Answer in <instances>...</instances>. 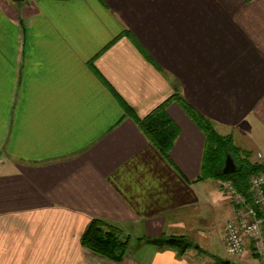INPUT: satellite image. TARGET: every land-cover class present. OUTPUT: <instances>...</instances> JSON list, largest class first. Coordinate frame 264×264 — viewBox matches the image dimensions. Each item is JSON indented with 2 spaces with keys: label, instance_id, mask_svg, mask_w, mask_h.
<instances>
[{
  "label": "crops",
  "instance_id": "obj_1",
  "mask_svg": "<svg viewBox=\"0 0 264 264\" xmlns=\"http://www.w3.org/2000/svg\"><path fill=\"white\" fill-rule=\"evenodd\" d=\"M176 87L264 162V0H0V264L229 259L213 239L235 207L198 180L206 134ZM166 101L168 157L138 122ZM94 218L193 245L138 242L117 262L83 246Z\"/></svg>",
  "mask_w": 264,
  "mask_h": 264
},
{
  "label": "trees",
  "instance_id": "obj_2",
  "mask_svg": "<svg viewBox=\"0 0 264 264\" xmlns=\"http://www.w3.org/2000/svg\"><path fill=\"white\" fill-rule=\"evenodd\" d=\"M175 89L174 97L186 108L189 115L206 134L201 174L198 180L216 178L222 182L231 181L238 191L248 195L251 200V178L264 173V162L253 161L251 151L236 146L231 135L221 134L209 118L186 104L177 91V87ZM168 103L169 101L162 103L147 116L138 120L146 137L166 157H168L180 134L178 125L168 113ZM227 155H231L237 164L236 170L232 173H224L223 171ZM171 238L184 240L187 247L193 245L184 237ZM166 239L168 238L145 237L140 239L139 242L151 243L160 249L169 247L182 252V248H176L174 245L168 244ZM81 240L83 246L87 249L117 262H121L126 257L130 248V236H124L123 231L118 226L102 218H94L91 221ZM217 261L221 263L222 258H217ZM231 264L237 263L231 262Z\"/></svg>",
  "mask_w": 264,
  "mask_h": 264
},
{
  "label": "built area",
  "instance_id": "obj_3",
  "mask_svg": "<svg viewBox=\"0 0 264 264\" xmlns=\"http://www.w3.org/2000/svg\"><path fill=\"white\" fill-rule=\"evenodd\" d=\"M250 186L251 200L231 181L222 184L235 207V216L225 224V244L230 256H241L250 248L264 257V173L253 176Z\"/></svg>",
  "mask_w": 264,
  "mask_h": 264
},
{
  "label": "rangeland",
  "instance_id": "obj_4",
  "mask_svg": "<svg viewBox=\"0 0 264 264\" xmlns=\"http://www.w3.org/2000/svg\"><path fill=\"white\" fill-rule=\"evenodd\" d=\"M218 129H219L220 133H222L223 135H228V133L226 131L223 132V130H220L221 128H218ZM236 142H237L238 145H241V146H244V147H248V148L250 147V149H252V148H255L256 149L257 147H259V146L262 145L261 142H259L258 140L252 141L250 144H247L244 139L240 141L239 140V137L237 138ZM258 158L261 159V160H264L262 156L261 157L259 156V153H258ZM218 215H219V218H220V222L223 220V217L226 216L224 214V209L221 206H219ZM223 221H222V223H223ZM124 236H130V235H126L125 234ZM213 240H214L213 242H214V247L216 249V253H218V255H221V256H223L225 258L231 259L233 263L264 264V262L262 261V255H259V254L257 255L255 253H253V249H250V252L253 253L252 255L254 257L252 256L249 259L248 258L247 259H244V258L241 259L240 256H230L229 255L228 250H227V247H226V245L224 243V240H225V224H224V228H223V225H221L220 232L218 234H215L214 235V239ZM138 242L139 241L132 239V237L130 236V248H129V251H128L127 255L130 252H132L133 254H135V251H137L135 249H137L136 245L138 244Z\"/></svg>",
  "mask_w": 264,
  "mask_h": 264
},
{
  "label": "water",
  "instance_id": "obj_5",
  "mask_svg": "<svg viewBox=\"0 0 264 264\" xmlns=\"http://www.w3.org/2000/svg\"><path fill=\"white\" fill-rule=\"evenodd\" d=\"M237 164L231 155H227L226 162L223 168L224 173H232L236 170ZM168 244L174 245L176 248H182L181 251L187 248V243L184 240L178 238H168L166 239ZM221 264H231L229 259H223Z\"/></svg>",
  "mask_w": 264,
  "mask_h": 264
}]
</instances>
